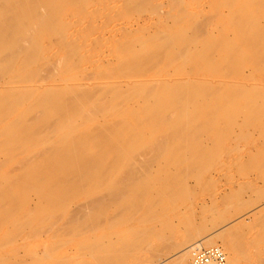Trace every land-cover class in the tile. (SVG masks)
<instances>
[{
	"label": "rangeland",
	"instance_id": "rangeland-1",
	"mask_svg": "<svg viewBox=\"0 0 264 264\" xmlns=\"http://www.w3.org/2000/svg\"><path fill=\"white\" fill-rule=\"evenodd\" d=\"M21 50L33 51L23 54ZM27 81L52 86L49 93L53 94L47 95L59 106L52 101L50 106L39 103L40 107L35 99L13 102L6 91V98H0L6 100L0 104V127L11 121L19 125L28 111L32 118L23 117V126L33 121L38 127L51 115V121L44 123L48 132H42L43 127L36 130L40 135L35 132L40 139L54 141V134L67 130L52 134L49 127L68 122L66 128L73 124L78 130V135L70 133L74 129L69 126V141L76 134L93 140L94 145L103 144L104 152L90 151L88 143V153L81 151L92 164L96 157V167L79 152L67 153L68 157L46 153L52 155L46 159L51 165L57 156L68 163L70 155H78L85 168L75 158L76 165L64 162L71 168L66 173L72 176L81 169L85 177L89 170L94 172L91 178H96L92 180L87 172L91 182L87 177L77 180V174L70 180L64 173L67 167L61 168L63 161L56 159L54 164L60 163L57 167L66 178L57 182L62 173L53 170L60 176L50 177L51 181L47 176L56 167L48 163L47 188L62 203L63 213L105 196L112 180L126 183L128 190L133 187L137 195L132 198L139 200L136 207L146 209V199L151 200L148 207L154 215L136 216L138 223L133 220L149 234L151 243L134 250L133 257L147 260L151 256L153 264L174 251L156 247L160 240L166 247L193 226L201 230L192 236L201 237L264 201V97L253 95V87L264 88V0H0V87L30 86ZM162 81L167 84L159 86ZM106 83L112 85L106 87ZM98 84L103 87H95ZM6 147L0 149V189L15 191L19 180L34 178L19 166L37 152ZM15 172L28 178H19ZM82 179L92 186H85ZM80 180L83 186L78 187ZM18 188L12 200L0 195V264H15L19 254L13 246L18 227L14 229L16 222L9 220L18 221L38 200L32 187L28 191L23 186L21 192ZM256 216L234 223L227 231L228 238L238 244L236 264H264V213Z\"/></svg>",
	"mask_w": 264,
	"mask_h": 264
},
{
	"label": "bare ground",
	"instance_id": "bare-ground-1",
	"mask_svg": "<svg viewBox=\"0 0 264 264\" xmlns=\"http://www.w3.org/2000/svg\"><path fill=\"white\" fill-rule=\"evenodd\" d=\"M38 19L42 21V18H38ZM249 30L250 29H248V32H251ZM252 31L255 32V30H252ZM247 35H249V34L247 33ZM253 35L255 36V34H253ZM253 35L250 34L249 36H253ZM32 51H30V52H32ZM26 52H29V50H26V51L25 50H21V53H23V54H26ZM23 56H26V55H23ZM26 57H28V55ZM20 58H22V57H20ZM23 60H25V58ZM25 61H28V59L25 60ZM53 65H55V64H53ZM3 69H4V67H3ZM31 80H32V78H31ZM38 80H39V78L36 79V81H38ZM178 80L179 79H177V81ZM171 81L173 82V79ZM180 81L181 80H179V82ZM33 82L35 84L34 83L33 84L30 83V81L28 82V84L29 83L31 84V85L29 84L30 86H17V88H15V86H14L15 90L13 89V87H10L8 85H7L8 86L7 88H4L6 86H4V87L2 86V87H0V94H2L3 92H4V94L0 95V98L5 97L6 96L5 94H7L6 93V91H7V92H10V93H8L6 97H8L9 99H12L13 102H14V100H15V102H16V100H17V102L18 101L19 102H24L27 99H31V100L35 99V104L38 103V105H39V103H40V105L41 104H47L48 105L49 103H50V105L54 104L55 103L54 101H56L55 98H53L54 99V101H53L52 98H51L53 96L50 97V95H47V92L49 93V91L51 89H53L52 86H51V88L49 87L50 89H48L47 86L39 85L41 83L40 81H38V82H40L38 85L36 84L35 81H33ZM173 83L175 84L176 82L174 81ZM180 83H182V82H180ZM183 83H182V85H183ZM166 84H167L166 81L165 82L162 81L159 84V86L166 85ZM109 85H112V84L106 83L104 86L108 87ZM170 85H172V83H170ZM97 86H98V88H100L99 86L103 87V84L102 85L98 84L95 87H97ZM123 86H125V84H123ZM86 87L87 86H84V88H86ZM88 87H89V85H88ZM113 87H115V86H113ZM91 88H93V90H94L93 86ZM111 88H112V86H111ZM107 89L108 88H105V91ZM253 89H254V91H253V95L254 96L259 97V98L264 97V88L253 87ZM82 90L85 91L86 89H82ZM88 91H89V89H88ZM95 91H96V88H95ZM45 92H46V94H45ZM245 93H246V91H245ZM49 94H53V93H49ZM36 100H38V102ZM3 101H6V100H3V99H2V101L0 100V104H1V102L3 104ZM8 101L9 100H7V102H5V103H8ZM51 102H52V104H51ZM28 103H29V101H28ZM55 104H54V106H55ZM12 105H17V104H12ZM25 105H26V103H25ZM47 105H46V108H47ZM50 105H48V106H50ZM31 106H29V107H31ZM56 106H59V105H56ZM1 107H0V110H2ZM23 107H24V105H23ZM25 108L27 109V107H25ZM7 109H8V107H7ZM5 111H6V109L3 108L2 113L5 112ZM24 111H26V110L24 109ZM24 111H23L22 115H24ZM26 112L27 113H25V115L22 116V121L25 120V119H23V117H25V116H26V120H28V118L30 119V117H31V115L29 114L30 112H28V111H26ZM20 113H22V112H20ZM3 115H5V114H3ZM18 115L19 114H17V117H18ZM28 115H30V116H28ZM54 115L55 114H52V116H53L52 119L53 118L55 119ZM20 116H21V114H20ZM50 116L51 115H49V117L47 116L48 118L45 116L46 118H44V120L42 122L43 126H42V124H39L38 127H37L35 124H32L33 121H31L32 122L31 124H29L30 123L29 122L28 123L29 125H25L24 124V126H23L21 124L22 121L20 120L21 121L20 124L22 126L20 124H19L20 126L19 125H15V124H17L16 122H15V124H12L13 121H11L12 122L11 124L10 123H8V124L5 123V124H2L1 127H0V149H2L5 146H7L6 149H8L11 146V150L15 147V148H17V151L19 149V150H22V151L23 150L27 151V153H29L31 151L33 153L37 152V156H35V158L32 155L30 156V157L33 158V159L31 158L32 160H30V157H29V160H27V161H25L26 160L25 158H24L23 161L20 160L21 161V164H20L21 167L18 164V163H20V161H18V163H16V165L18 164L19 169L20 168H22L23 170L27 169L26 170L27 173L28 172L29 173L32 172V174H31L32 176L31 177L34 176V178L30 179V177H29V179L31 181H33V182L30 181L31 182L30 183L29 179H24L23 180L22 178L24 176L23 177L20 176V177H22L21 179L23 180V182H22L23 185L20 184L22 180H19L20 188L17 187V186H19V184L16 186V184L18 183L17 182L15 184V186H13V187H16L15 191H13L14 188L9 187L8 191L6 189H4V190H6L7 193L2 189L3 192H4L3 195L6 193L4 196L2 194H0L1 197H4V198H8L9 197L10 199H6L8 201V200H12L11 198L16 196V194H17L16 193V189L17 188H18L19 192H21L20 190H22V189L30 188V189H28V191L33 189L32 193L36 197V199H38L34 203L33 208H28L27 207L25 209V211H24L25 214L24 213H20V216L22 214H24V215H22V217H20L18 221L5 219V221H8V220H9V222L11 221L10 222L11 224H12L13 221L16 222L15 224H13L14 226L12 225V227H14V229H15V227H18L16 229V231L18 230L17 234L15 233V238H16L15 242H14L15 245H13V246L16 247L15 250L17 252H19V254L15 257L16 259L14 258V260H15L14 263L15 264H152L150 262L151 256H147V258H146L147 260L144 259L145 257L143 259H139V258H135V257L132 256V252L134 250L141 249L143 246H146V245L149 246V244L151 243V242L149 243L148 242L149 240H147V236H149V234L144 232L143 230H141V226L135 224L136 222L138 223V221L136 219V216H137V218L141 217V219H142L144 216L148 215V217H149L151 215H154V213H155L153 209H150L148 207V204H151V200H149V199H146L147 205H146V209L143 208L144 211H143L142 208L135 206V205L138 204L139 200L137 202H135V200L132 198L133 196L137 195V194L134 195L133 187H131V189L128 190V187L126 186V183H124V182L121 183L119 180L118 181L115 180L113 182V180H112V181L109 182L112 185L111 188L108 191H106L105 196L101 195L102 198L89 200V201H87L88 203H85V204H87V205H84L85 207H81L82 205L81 206L79 205L81 207L80 209L75 210V209H77V208H75L70 213H63L62 212V203H59L57 198L55 199V198H53L51 196L53 194V191H50L51 189L47 188V186H49L47 183L50 182L47 179L50 178V177H55L56 175L57 176L61 175L60 178L58 177V180L56 179L57 177H55V179L58 182L59 180H61V178L63 177L64 173L69 172L67 170H70L71 168L68 165L73 163L75 158L78 156V155L77 156L75 155V158H73L74 155H70L71 152L72 153L73 152H77V154L79 152V154H80L82 150L83 151L85 150L82 153H85V152L88 153V151H86V150H90V149H88L90 147H91L90 151L94 150L93 148H95V150H98L100 148L104 152V148L102 147L104 145L100 144L99 145L100 147H99L98 145H94L93 142H92L93 140H88L87 137H86L87 138L86 139L85 137L81 138L82 136L81 137L80 136H78V137L75 136L76 134L78 135V133H77L78 130L76 131L73 128V126H72L73 124H72L71 126L69 125L70 129L72 127V129H74L76 132L74 130L72 132H70L69 131V126H68V128H66L67 127L66 125L68 124V122L65 123L66 127L61 125L63 128H61V126H59V125L56 126L55 125L56 123L53 125V127L51 125V128L48 125H46V126L49 127V131H51L52 134L56 133V132L59 133V131H62L63 129L67 130V131H64L65 133L62 131L63 135L61 134V135L55 137V134H54L53 135L54 138H57L55 140L53 138L54 141L51 140L52 138L51 139L50 138L49 139L48 138L40 139L39 137H37L38 135H40V131L36 132V130H38L41 127L44 128V123L46 124L50 120L49 119ZM18 121H19V119L17 120V122ZM36 121L37 120H35L34 122H36ZM54 122H55V120H54ZM64 122L65 121H63V123ZM49 123H51V122H49ZM43 128H42L43 131L42 130L41 131L44 132V133H47L48 131L46 130V132H45L44 131L45 128L44 129ZM35 132H36V134L38 133V135H36ZM67 132L76 133L74 135L72 134V136H73L72 138L73 139L71 141H69L67 139V137H70L69 133H68V135H66ZM34 135H35L36 138H34ZM44 135H46V134H44ZM60 136H61V138H60ZM89 137H90V135H89ZM64 138H66V139H64ZM87 143L89 144L90 147L87 146L88 145ZM94 143H96V142H94ZM91 144H93V146ZM96 144H98V143H96ZM85 146H87L88 148L85 147ZM3 149H5V148H3ZM22 151H20V152H22ZM49 151H54V152L58 153V156H59V154H63L62 157H65V156L68 157L67 153H70L69 155L72 156V157L71 158L69 157L70 159L68 158V160H70V161L67 160L68 163L66 161H63L62 159L58 158L57 155H55V156H57L56 159L58 160V162H61L60 160L63 161V163H61V168H66L67 167L66 171L64 173H63V170L61 168L58 169V167L60 166V163H58L59 166L54 164V161L56 159L55 160L53 159L52 165H51V163L49 161L46 160L48 156H45V154L48 153ZM102 151H101V153H102ZM54 152H52V153H54ZM98 152H100V151H98ZM82 153L79 156L80 157L82 156V158H83L85 156H84V154L82 155ZM87 153H85V154H87ZM94 153H96V151ZM101 153H100V155H101ZM64 154H66V155H64ZM51 156L52 155H49V157H51ZM59 157H61V156H59ZM93 158H94V160H93ZM93 158H92V160L94 161V162L92 161L93 164L90 162L91 160L89 158L88 159L90 161L86 160L84 158L83 159L85 160L86 163H88V161H89L91 163V166L94 165L96 167L95 164H97L98 162L95 161L96 157H93ZM63 159H65V158H63ZM79 159H81V158H79ZM57 160H56V162H57ZM109 161H111V160H109ZM116 161H117V159H116ZM64 162L67 163L68 165L67 164H66L67 166L64 165ZM77 162H78V159H77L76 163ZM95 162H97V163H95ZM48 163L51 165V167L54 166V167L57 168V169L54 168V167H52L54 169L50 168L52 170V172L50 171L52 174L53 173L55 174L56 172L57 173L61 172L62 174L58 175L56 173L55 175H52L50 173L51 175H48L47 176L48 178H47L46 177V173L49 172V170L47 171V169H49L48 168ZM76 163H75V165H76ZM81 163H82V161H80L79 164L82 165ZM86 163H85V165H86ZM62 164L64 165V167H62L63 166ZM79 164H78V166H79ZM103 165H105V164H103ZM18 166H16V167H18ZM78 166H77V169H78ZM86 166H88V164ZM109 166H110V164H109ZM11 168H13V167H11ZM82 168H85V167H83V165H82ZM28 169L32 170V171H28ZM13 170H16V169H13ZM34 170L36 172H34ZM53 170L56 171V172H54ZM82 170H84V169H82ZM86 170H87V168H86ZM86 170H85V172H86ZM16 171H18V168H17ZM80 171H81V169H80ZM80 171H79V173L78 172L75 173V175L77 174V177L74 175L75 171L72 173V176H71L70 173H69L70 176L68 175V173H66V175H68L69 178L71 177L70 180L72 179V177L74 178V176H75V178L77 180L82 178V177L83 178L87 177V182H88L89 176L91 178L92 173H94V172H91L90 173L91 175H90L89 174L90 171L87 170V172L89 171L88 172L89 176L87 175V172H86L84 174L85 175V177H84L83 175L81 176ZM70 172H71V170H70ZM82 172L83 171H81V173ZM5 173H7V172H5ZM27 173H26V175H27ZM38 173L41 174V175H39ZM15 174H16V172H15ZM47 174H49V173H47ZM16 175L19 177L18 174H16ZM28 175L30 176V174H28ZM37 175H39V176H37ZM95 176H96V174H95ZM8 177H9V175H8ZM14 177H15V175H14ZM36 177L37 178L40 177L41 179L38 178L40 181H37L38 179ZM102 177H104V176H102ZM108 177H109V175H108ZM24 178H28V176L27 177L25 176ZM35 178H36V181H35ZM63 178H66V177H63ZM90 178H89V180H90ZM92 178H95V177L92 176ZM51 179H53V178H50V180ZM95 179H92V180H95ZM27 180L29 182V186L27 184L28 183ZM46 180L48 181L47 183H46ZM72 180H74V179H72ZM82 180L79 181L80 185L76 181H73V183L74 182L77 183L78 187H80L82 185L80 183ZM125 180H126V178H125ZM24 181H26L25 183L27 185L24 184ZM63 181H64V179H63ZM83 181H82V183H83ZM85 181H84V183L87 184V182H85ZM11 182H13V181H11ZM90 182H91V180H90ZM111 182H113V183H111ZM14 183H15V181H14ZM94 185H95V183H94ZM4 186H5V184H4ZM23 186H27V188H22ZM30 186L32 187V189H31ZM72 186L73 185H71V187ZM85 186H89V188H90L92 186V184H87ZM54 187H56V186L54 185L51 188L53 189ZM94 187H96V186H94ZM82 189L85 190L84 187ZM86 189L88 190V188H86ZM11 190L13 192H11ZM77 190H75V191H77ZM49 192H50V194H49ZM90 192H91V190H90ZM150 192H152V191H150ZM160 192H163V191H160ZM12 193H13L14 196L12 195ZM14 193H16V194H14ZM85 193H87V192L85 191ZM141 193H142V191H141ZM83 194H84V192H83ZM138 194H139V191H138ZM147 194H149V193H147ZM68 195H69V193H68ZM151 195H153V193ZM155 195L156 194H154V196ZM163 196L164 195H162V197ZM157 197H158V195H157ZM140 198H141V195H140ZM137 199H138V197H137ZM151 199L153 200L152 197H151ZM0 200H1L0 202H3L2 201L3 198L0 199ZM142 201H144V200H142ZM84 202H86V200ZM155 204H157V203H155ZM238 204L239 203H237V205L234 206L235 207L234 209H236ZM79 206H78V208H79ZM4 207H6V206H3V208ZM9 207L11 208V206H9ZM157 207H158V205H157ZM82 208H84V211L83 210L81 211ZM5 209L9 210V208H7V207ZM141 210H142V214L140 213ZM155 210H157V209H155ZM4 212H5V210H4ZM1 213H3V212L1 211L0 215H1ZM8 213L6 211V214H4V216H6V218H8L7 217ZM263 213H264V201L262 203H259L256 206L250 208L245 213H242V214H240L238 216H235L232 220H230L229 223L220 224L219 226H217L214 229L210 230L209 232H207L206 234H204L201 237H195L196 233H194V232H197L198 229H200V227L193 226V227H190L189 230L187 229V231H183L178 236L177 239L173 240L172 242L170 241L171 243L166 245V247H163L164 246L163 239L162 240L159 239L160 242L155 245L156 247L160 246V248L165 249V250L168 247L169 249L174 250V251L171 254H169L168 256L164 257L163 259H159L158 261L154 259L153 261H157V262H155L153 264H187V247L190 244H192V243L200 244V245H212V244L213 245H217V246L220 247V249L222 250V252L224 254V264H236L237 253H238V244L235 243V242H232V240H230L228 238L227 231L229 230V228H231L233 226L234 223L237 224V223H239V222H241V221H243L245 219H248L250 217H254L256 215H261ZM155 215H157V214H155ZM259 217H261V216H259ZM218 218H220V217H218ZM135 219H136V222L133 221ZM5 223L10 225L8 222H5ZM146 224H148V223H146ZM162 225H165V223L162 224ZM144 226H146V225H144ZM156 227H157V225H156ZM144 229H146V228H144ZM160 230H162V229H160ZM192 233L195 235L194 237L192 236L193 235ZM159 235H158V237H159ZM150 237H152V239H150V240L153 241V236H150ZM154 237H156V236L154 235ZM159 240L157 238V241H159ZM15 253L16 252L13 253V256H15L14 255Z\"/></svg>",
	"mask_w": 264,
	"mask_h": 264
},
{
	"label": "built area",
	"instance_id": "built-area-1",
	"mask_svg": "<svg viewBox=\"0 0 264 264\" xmlns=\"http://www.w3.org/2000/svg\"><path fill=\"white\" fill-rule=\"evenodd\" d=\"M187 264H224V254L217 245L192 243L187 247Z\"/></svg>",
	"mask_w": 264,
	"mask_h": 264
}]
</instances>
